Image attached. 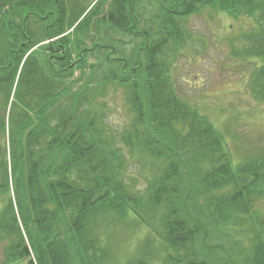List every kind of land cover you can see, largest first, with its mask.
Returning a JSON list of instances; mask_svg holds the SVG:
<instances>
[{"label":"trees","instance_id":"trees-1","mask_svg":"<svg viewBox=\"0 0 264 264\" xmlns=\"http://www.w3.org/2000/svg\"><path fill=\"white\" fill-rule=\"evenodd\" d=\"M83 1L0 0L1 264H111L122 222L151 230L127 263L264 264V138L238 144L184 102L166 57L175 20L212 9L254 18L239 53L264 61V0ZM150 5L160 21L143 28ZM250 63L247 87L264 100V63ZM112 85L125 92L122 134L102 121Z\"/></svg>","mask_w":264,"mask_h":264},{"label":"rangeland","instance_id":"rangeland-1","mask_svg":"<svg viewBox=\"0 0 264 264\" xmlns=\"http://www.w3.org/2000/svg\"><path fill=\"white\" fill-rule=\"evenodd\" d=\"M89 1L91 0L81 3L86 6ZM141 11L143 28H156L155 23L160 21L156 8L150 5ZM175 21L180 38L178 45L172 46L170 43L166 57L170 62L171 80L179 97L184 102L205 109L220 130L223 131L225 127L231 129L230 134L238 137L240 141L238 144L255 146L256 142L264 138V100H256L249 91V67L242 65L250 61V64L260 66L264 61L259 58L243 61L239 52L243 46V35L258 28L256 20L244 16L233 17L221 10L207 9L177 18ZM75 78L80 81L74 84L72 91L78 92L80 86H83L79 72ZM108 91L109 93L100 99V103L105 104L107 108L102 115V121L110 131L122 134L130 124L124 102L125 92L118 85L110 86ZM239 149L238 151L235 146L231 147L236 161L242 151ZM128 170L134 175L139 173L135 162L130 163ZM144 187L143 179L139 178L136 190H144ZM11 192L13 194V191ZM0 195L1 211L2 200H9V194L6 197L0 192ZM262 207L264 208V205ZM125 223L122 222L112 229L115 236H112L114 262L111 264H126L132 258L141 257L140 248L145 244L144 237L148 234V227L138 223L127 227ZM156 239L157 237L152 235L153 251L159 248ZM3 251L4 245L0 244V264L4 260Z\"/></svg>","mask_w":264,"mask_h":264}]
</instances>
